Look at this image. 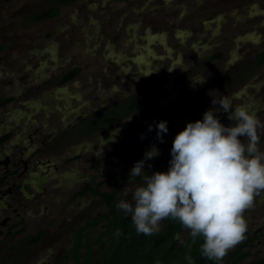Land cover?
<instances>
[{
	"label": "flooded vegetation",
	"instance_id": "flooded-vegetation-1",
	"mask_svg": "<svg viewBox=\"0 0 264 264\" xmlns=\"http://www.w3.org/2000/svg\"><path fill=\"white\" fill-rule=\"evenodd\" d=\"M129 1L125 0V3ZM209 1L187 3V0L190 13H184L187 16L184 25L178 27L176 25L181 21L175 24V20L171 19L166 26L169 29L166 34L162 33L163 36L155 28L163 29L165 26L153 20L146 21L149 26L139 41L154 42L162 48L166 54L158 58L157 63L161 60L171 62L176 50L175 43L169 49L166 40L172 27H175L170 39L176 41L182 38L176 44L180 48L177 52L179 61L184 58L182 55L196 58L192 59L190 67L182 70L185 72L181 71L183 77H186L193 75L194 69L202 63L211 64L222 59L229 51V37L234 45L232 62L226 64L223 70L219 69L215 78L218 89L214 97L219 101L223 97L230 98L233 107L244 105L264 123V0H215L220 3L217 6L212 4L217 10L230 6L233 11L222 14L214 30V20L209 21L202 16V20L196 21L197 16L201 17L202 12L209 8ZM198 10L200 13L195 14L194 11ZM221 24L228 25L226 32L221 30ZM163 40L162 44L159 43ZM191 42L195 43L196 50L192 49ZM141 52L146 53L143 50ZM12 59L8 52L0 54V264H79L77 255L69 252L76 245L78 230L88 221L95 222L94 213L88 207L90 200L97 199L101 204L100 217L107 212L100 198L93 196L90 191L106 193L112 190H100L109 185V182L103 180L111 174L110 156L94 145L83 146L80 144L81 138L93 135L116 119L127 118L149 106L158 98L160 89L138 87L133 94L124 97L117 107L109 103L93 114L77 115L69 120L59 109H46L37 104L44 100L43 92H46L49 80L55 81L56 87H62L79 76V68L57 72L53 77L55 79L44 76L39 80L27 81L25 76L20 75L21 72L14 73L19 63L13 64ZM143 63V58L137 56L130 65L140 68ZM30 68L21 71L26 72ZM153 72L144 74L140 71L144 77L152 74V78H159V73ZM251 77L253 81L247 83L246 80ZM201 81L204 82L203 88L210 82L209 79ZM31 83L33 87L30 88ZM12 88L18 93L11 95ZM150 89L157 90L156 98L129 112V100ZM215 115L225 126L235 125V121L228 118V113L221 110ZM110 150L107 148L108 152ZM97 161H100L102 167L96 165ZM123 177L116 176V187ZM126 184L121 185L120 192ZM81 214L83 219L80 221ZM247 223L251 222L248 220ZM90 231L92 234L95 232L89 227L84 233ZM255 232L249 233L247 230L245 238ZM175 240L178 242L177 235Z\"/></svg>",
	"mask_w": 264,
	"mask_h": 264
},
{
	"label": "rangeland",
	"instance_id": "rangeland-1",
	"mask_svg": "<svg viewBox=\"0 0 264 264\" xmlns=\"http://www.w3.org/2000/svg\"><path fill=\"white\" fill-rule=\"evenodd\" d=\"M56 1L0 0V50L2 51L0 54L8 52L9 57H13V64L19 63L17 67L14 66V73L21 72L20 75L25 76L27 81L39 80L44 76L53 78L57 72L68 71L73 67L79 68V76L62 87H56L55 81L49 80L46 92H43L44 100L37 104L46 109L57 108L69 120L77 115L93 114L109 103L117 107L124 97L133 94L138 87L159 88L158 98L149 106L127 118L116 119L114 123L97 130L93 135L82 137L80 144L86 147L94 145L110 156L112 179L108 176L103 180L109 182L110 186L102 187L101 191L115 188L116 176L129 175L133 165L144 159L146 151L153 147L158 149L159 155L146 160L144 172L148 175L157 171L166 172L176 134L182 131L188 122L202 120L204 112L213 107L212 101H219L214 97L218 89L215 78L226 64L232 62L234 45L231 39L223 35L229 41V51L222 59L211 64L202 63L194 69L193 75L183 77L181 71L190 67L189 65L193 63L192 59L196 60V58L182 55L184 58L179 61L177 52L180 48L177 45L182 38L178 36L180 39L176 41L170 39L175 27H172L166 40L169 49L173 46L171 44L175 43L176 50L171 62L161 60L157 63L156 60L166 53L154 42H142L139 38L146 34L145 30L149 26L146 21L153 20L165 26L163 29L155 28V31L159 30L161 35L166 34L169 29L166 26L171 19L175 20V24L181 21L176 25L178 27L184 25V19L187 17L184 13L187 15L190 13L187 3L198 0H188V2L187 0H130L126 3L125 0H79L65 6L58 5ZM209 3L206 11L208 13L202 12L203 14L201 17L197 16L196 21L202 20V16L209 21L214 20L212 29L214 30L218 18L233 10L230 6H223L222 9L217 10L219 1L210 0ZM212 4L216 6L213 7ZM55 7L58 9L57 16L41 22L34 21L37 15ZM174 7L175 11L172 10ZM194 13L198 14L200 10ZM221 25V30L226 32L228 25ZM161 35L159 37L163 36ZM163 42L164 40L159 43ZM191 44L192 49L196 50L195 43L191 42ZM141 50L146 51L147 54ZM137 56L145 61L140 68L130 65ZM30 66L32 68L26 72L21 71ZM139 69L144 74L154 71L153 73L158 72L160 76L152 78L150 74L144 77ZM201 79H209L210 82L204 86L207 89L203 88L204 82ZM246 81L251 83L253 78ZM29 87H33V83ZM240 90L241 88L238 89ZM17 93L16 89H11V95ZM218 106L215 105L216 108ZM161 120L168 122V132L163 135V142L158 139L155 127ZM150 126H152L151 130ZM243 139L246 142V138ZM259 147L264 151V133L260 135ZM107 148L112 150L108 152ZM99 162L97 161L96 165L102 167ZM142 180L143 175L128 181L119 193L117 202L125 198L123 196L125 189L129 190L127 199L131 201V191L142 183ZM88 207L93 211L95 220L100 217L102 207L97 199L92 198ZM120 212L124 213L121 210ZM127 216L131 220V215L127 214ZM244 218L251 222L247 223L248 232L259 233V239L251 251L252 256L241 263L251 264L264 258V191L255 195L253 206L245 210ZM79 219L80 221L83 219L82 214ZM162 228L163 221L158 232ZM104 230L105 223H102L91 235L90 240L95 241ZM187 233L188 229L185 228L177 234L178 247L184 242ZM107 239L106 235L101 241L107 242ZM106 244L104 248L101 243L95 244L88 262L84 257L85 251H82L79 264H104L107 254L105 249L108 247ZM137 264L145 263L141 261Z\"/></svg>",
	"mask_w": 264,
	"mask_h": 264
},
{
	"label": "clouds",
	"instance_id": "clouds-1",
	"mask_svg": "<svg viewBox=\"0 0 264 264\" xmlns=\"http://www.w3.org/2000/svg\"><path fill=\"white\" fill-rule=\"evenodd\" d=\"M212 103L202 120L188 122L176 134L166 172H144L146 160L159 155L155 147L146 151L129 173V177L143 175L142 183L131 191V201L125 189V198L116 206L131 215L138 234H156L165 219L179 221L193 239L203 238L202 256L222 261L245 239L244 212L264 191V151L259 147L264 123L244 105L233 107L228 97ZM221 110L234 126L220 122L215 113ZM167 124L161 120L155 125L161 142ZM186 259L192 264L190 256Z\"/></svg>",
	"mask_w": 264,
	"mask_h": 264
},
{
	"label": "trees",
	"instance_id": "trees-1",
	"mask_svg": "<svg viewBox=\"0 0 264 264\" xmlns=\"http://www.w3.org/2000/svg\"><path fill=\"white\" fill-rule=\"evenodd\" d=\"M76 1L57 0L56 2L58 5L64 6ZM57 14L58 9L55 7L40 13L34 18V21L41 22L53 18ZM157 93V90L150 89L135 95L128 102V111L132 112L146 105L156 98ZM133 179H136V177L126 175L119 180L118 186L110 192L97 193L93 190L90 191L93 196L100 198L107 212L93 223L88 221L84 227L78 230L76 245L70 250V254H75L78 259H81L82 254L80 252L85 251L84 257L88 262L93 253V246L101 243L104 248L107 243L104 264H137L141 261L145 264H189L186 259L187 256L192 258V264H239L244 259L252 256L251 251L255 247V242L259 239V233L256 232L252 236H247L233 251H229L222 260L224 262L208 260L202 256L200 245L203 243V238L193 239L189 230L182 245L176 248V235L184 229L183 225L177 220L170 218L163 220L162 230L154 235L138 234L132 220L128 218L127 214H121L116 206L121 185ZM102 223H105V230L95 241L89 240L88 237L92 235V231L86 233L84 231L89 227H92V230L95 231ZM117 232L120 234L118 235ZM106 235L108 236L107 242H102V238ZM251 264H264V258Z\"/></svg>",
	"mask_w": 264,
	"mask_h": 264
}]
</instances>
